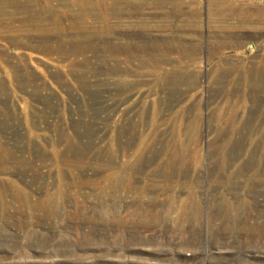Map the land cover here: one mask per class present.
I'll return each mask as SVG.
<instances>
[{"label":"rangeland","instance_id":"rangeland-1","mask_svg":"<svg viewBox=\"0 0 264 264\" xmlns=\"http://www.w3.org/2000/svg\"><path fill=\"white\" fill-rule=\"evenodd\" d=\"M50 2L0 4V264H264V4L109 0L126 57Z\"/></svg>","mask_w":264,"mask_h":264},{"label":"bare ground","instance_id":"bare-ground-1","mask_svg":"<svg viewBox=\"0 0 264 264\" xmlns=\"http://www.w3.org/2000/svg\"><path fill=\"white\" fill-rule=\"evenodd\" d=\"M62 2V4H71L70 9L73 10V15L71 19H68V24L66 27V24L63 25L62 18H54L51 19L50 17V23L52 24V30L54 33L59 34L61 36V33L70 31L75 34V37L73 40H70V44L75 47V49H78L74 51L76 54L77 52H84L82 49H91L93 47L92 42L101 43L105 49L106 55L110 54L109 56H118L121 52L125 51L124 55L126 57H129L130 49H136L139 52L145 53L147 52L145 49V46L138 45L136 48L134 45H130L127 41V37L131 35H137L139 36V30L133 32L132 26H121L117 21L115 23H112L109 21V17H107V12L111 11L113 9V6H108L107 3L109 0H103L98 3L103 5V12L104 15H96L95 18H98L97 20L100 21V26H94L91 24H87L86 19L93 10H95L98 6L96 0H71L70 3L67 0H58V2ZM114 1V0H111ZM34 3H43V4H37L39 7L31 6ZM50 0H3L0 1V4L4 6H12L15 8L18 13H20L22 16L26 17L23 21H31V22H41L44 19L39 18L38 16L42 14L48 15L52 13V8L50 7ZM29 5V6H28ZM36 5V6H37ZM69 9V10H70ZM114 10V9H113ZM50 12V13H49ZM0 13H7L3 8L0 11ZM8 14V13H7ZM97 14V13H96ZM94 15V14H93ZM29 16V17H28ZM23 17V18H24ZM52 17V16H51ZM46 20V19H45ZM89 22V21H88ZM49 23V22H48ZM32 24V23H31ZM36 24V23H35ZM96 25V24H95ZM145 26V25H144ZM140 26V28L144 27ZM41 28V27H40ZM47 28V27H46ZM42 30V29H41ZM50 30V29H49ZM131 30V32H129ZM38 31V30H37ZM51 31V32H52ZM46 32V31H45ZM133 32V33H132ZM50 33V32H49ZM132 33V34H131ZM59 37V36H58ZM122 37H124V40H122ZM115 39V40H114ZM46 41V40H45ZM154 42V41H153ZM156 42L152 43L150 46L151 49L154 51H163L164 55L161 59H164L165 56L168 54V50L171 48V45L167 44L165 46H158L155 44ZM81 49V50H80ZM93 50V49H92ZM166 53V55H165ZM122 54V53H121ZM85 58V57H84ZM86 59V58H85ZM158 57L156 60H153L151 63L153 65H158L160 61H162ZM113 69L112 72H118V63L119 60L114 59L113 57ZM165 61V59H164ZM162 62L160 63V65ZM110 72V71H109Z\"/></svg>","mask_w":264,"mask_h":264},{"label":"crops","instance_id":"crops-1","mask_svg":"<svg viewBox=\"0 0 264 264\" xmlns=\"http://www.w3.org/2000/svg\"><path fill=\"white\" fill-rule=\"evenodd\" d=\"M217 3H238L241 5H256L258 3H263L264 0H216Z\"/></svg>","mask_w":264,"mask_h":264},{"label":"flooded vegetation","instance_id":"flooded-vegetation-1","mask_svg":"<svg viewBox=\"0 0 264 264\" xmlns=\"http://www.w3.org/2000/svg\"><path fill=\"white\" fill-rule=\"evenodd\" d=\"M0 1H3V0H0ZM10 1H12V0H10ZM23 1V0H22ZM26 1V0H25Z\"/></svg>","mask_w":264,"mask_h":264}]
</instances>
